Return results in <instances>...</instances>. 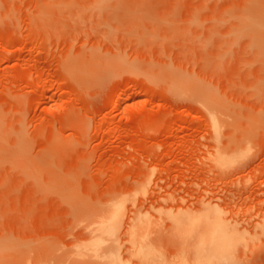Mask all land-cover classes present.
I'll use <instances>...</instances> for the list:
<instances>
[{
  "label": "rangeland",
  "instance_id": "rangeland-1",
  "mask_svg": "<svg viewBox=\"0 0 264 264\" xmlns=\"http://www.w3.org/2000/svg\"><path fill=\"white\" fill-rule=\"evenodd\" d=\"M253 6L0 0V264H200L214 220L264 264Z\"/></svg>",
  "mask_w": 264,
  "mask_h": 264
},
{
  "label": "bare ground",
  "instance_id": "bare-ground-1",
  "mask_svg": "<svg viewBox=\"0 0 264 264\" xmlns=\"http://www.w3.org/2000/svg\"><path fill=\"white\" fill-rule=\"evenodd\" d=\"M241 23L244 24L243 28H245V30H249L252 33L261 32L262 29H264V7L253 6L245 15L241 17ZM213 127L216 131V136L218 137L221 124L219 125V120L215 117H213ZM21 140H23V138H21ZM232 159L233 158L228 154H225V152H218L215 160L216 166L220 169H224L232 162ZM204 206L208 209H217L214 206ZM116 215L117 213H115L113 217L114 220L117 219ZM207 218L210 219V216ZM183 224L184 223H182V225ZM179 225H181V223H179ZM231 227L232 225L227 220L218 222L214 220L209 221L202 231L199 232V242L196 250L198 260H201L200 264H242V255L239 252H242L240 250H243V247L241 249L239 248L244 240L241 241L238 239L240 238L238 232L232 230ZM99 230L102 233H110V230L107 229L105 225H103ZM250 235L252 236V233ZM250 235L248 234L247 239L245 238L246 241L248 239L250 240V238H248ZM253 240L254 239L250 241L253 242ZM248 241L247 243L250 242Z\"/></svg>",
  "mask_w": 264,
  "mask_h": 264
}]
</instances>
